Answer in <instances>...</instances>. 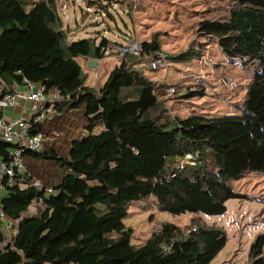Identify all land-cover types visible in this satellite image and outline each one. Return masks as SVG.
I'll use <instances>...</instances> for the list:
<instances>
[{"label": "trees", "instance_id": "1", "mask_svg": "<svg viewBox=\"0 0 264 264\" xmlns=\"http://www.w3.org/2000/svg\"><path fill=\"white\" fill-rule=\"evenodd\" d=\"M229 1L227 20L202 19L196 33L215 38L227 59L256 63L240 113L172 118L131 54L118 60L101 87L85 85L76 57L101 58L109 40L68 42L55 0H0V80L56 87L70 94L58 110L84 103L88 119L87 134L73 143L67 158L48 155L65 170L55 195L47 197L30 184L5 186L3 215L19 224L11 242L0 248V264L212 262L226 243L215 226L162 223L136 247L123 219L129 203L150 196L171 214H222L228 200L247 197L231 181L264 171V0ZM142 45L147 54L159 49L155 38ZM198 54L190 49L174 60ZM96 120L101 130H93ZM40 129L34 123L30 132ZM12 147L0 139V157L7 158ZM187 154L192 158L183 162ZM38 201L43 204L39 214L22 217ZM262 253L264 234H258L244 264H264Z\"/></svg>", "mask_w": 264, "mask_h": 264}, {"label": "rangeland", "instance_id": "2", "mask_svg": "<svg viewBox=\"0 0 264 264\" xmlns=\"http://www.w3.org/2000/svg\"><path fill=\"white\" fill-rule=\"evenodd\" d=\"M230 7L229 0H138L137 8L131 12L125 0H55L60 28L67 41L91 38L97 43L103 36L124 44L129 33L140 42L156 39L168 66L157 70L139 68L149 79L163 70L168 71L170 78L174 76L176 85L169 87L175 88L177 97L163 103L172 118H184L191 113L219 117L240 113L256 63L227 59L215 38L196 33V25L202 19L227 20ZM190 49L198 51L197 58L211 60L213 65L201 66L195 56L187 61L174 60V56ZM81 57L76 59L82 67L84 83H94L95 88L118 62L115 56L102 58L90 77L84 74ZM202 73L204 78L200 77ZM162 82H158V87H162ZM231 183L247 197L228 200L222 214H171L159 207L154 196L129 203L123 222L131 229L130 242L136 247L142 245L162 223L184 228L198 222L215 226L226 236L225 246L210 264L249 262L251 242L264 233V171H249Z\"/></svg>", "mask_w": 264, "mask_h": 264}, {"label": "built area", "instance_id": "3", "mask_svg": "<svg viewBox=\"0 0 264 264\" xmlns=\"http://www.w3.org/2000/svg\"><path fill=\"white\" fill-rule=\"evenodd\" d=\"M47 1V0H45ZM131 12L137 8L138 0H125ZM126 43H119L109 41L102 50V57L97 58L96 62L102 58L115 56L120 60L124 55L131 54L138 58H143L147 62V67L152 70L164 68L166 58L162 52L144 53L142 42H140L135 34L129 33L126 36ZM145 56V57H144ZM201 66L207 67L213 65L211 60L204 57L197 58ZM93 67L92 70H96ZM204 78L203 73L200 76ZM200 78V79H201ZM28 89L27 94L24 96L30 102L29 116H19L12 119L3 118L0 115V139L4 142L12 144L13 147L8 151V157H0V176L4 178L5 186L11 187L19 182L21 174L24 170V157L30 153H40L43 151V140L45 137L44 131L40 129L32 134L30 128L32 124H42L46 121L52 120L58 111V104L63 103L70 99V94H62L58 88H47L39 82L28 81L23 79L22 82ZM159 83H155V87ZM158 100L165 102L168 99L176 97V90L174 87H169L162 92H156ZM23 97L20 93L12 91L8 88V84L0 80V114L7 108L16 106L17 100ZM102 125H95L96 129L101 128ZM192 158L187 154L183 162H189ZM39 188L40 182L38 180L31 181V184ZM19 220L10 221L3 215L2 206L0 203V230L3 238L0 241V248L14 238L17 232ZM161 229V228H160ZM156 230V232H159ZM165 251H169L170 247H164Z\"/></svg>", "mask_w": 264, "mask_h": 264}, {"label": "crops", "instance_id": "4", "mask_svg": "<svg viewBox=\"0 0 264 264\" xmlns=\"http://www.w3.org/2000/svg\"><path fill=\"white\" fill-rule=\"evenodd\" d=\"M68 42L71 41L68 40ZM158 51L160 52L159 49ZM91 59L96 60L94 58L81 57V61L84 66V74H89L90 77H92L96 71L92 70V68L98 67L101 61L99 60L96 66H89L88 62ZM139 59L143 60L144 62H139L138 67H141V69L148 68L146 60L143 58ZM167 73V70H163L159 75H156L150 79L153 81L154 85L155 83L163 80L161 83L162 87H158L157 84L156 92H162L169 86L176 85L174 76L171 75L170 78L169 74ZM102 84H100L99 87H101ZM85 85L95 87V84L90 82L85 83ZM8 88L12 91L20 93L23 97H20L17 100L16 106L3 110L0 115L6 119H12L19 116H29L28 112L30 108V102L24 97L28 92L27 87L21 82H12L8 84ZM168 100H166L165 103ZM61 104L63 103L58 104V107ZM40 125L42 131H44L46 134L43 140V151L37 153V155H25L24 170L21 174L18 185L20 187H25L31 184V181L38 180L40 182L39 190L44 191V195L49 197L56 194L57 187L63 179L65 170L56 162V160L49 158L48 155L52 153L57 157L67 158L73 143L79 141L84 135L87 134L88 119L86 117V105L82 103L77 107L61 106L60 110L57 111L52 120L46 121ZM96 125H102L101 121L96 120ZM102 128L103 125L98 130H101ZM93 130L98 131L95 126L93 127ZM5 193L6 188L4 178L0 176V199ZM41 209H43L42 202H34L29 206L28 210L22 214V217H35L39 214ZM259 258L264 260V253H262Z\"/></svg>", "mask_w": 264, "mask_h": 264}, {"label": "water", "instance_id": "5", "mask_svg": "<svg viewBox=\"0 0 264 264\" xmlns=\"http://www.w3.org/2000/svg\"><path fill=\"white\" fill-rule=\"evenodd\" d=\"M88 65L89 66H96L97 65V62H96V60H89V62H88Z\"/></svg>", "mask_w": 264, "mask_h": 264}]
</instances>
